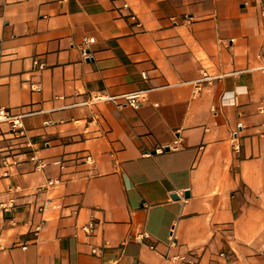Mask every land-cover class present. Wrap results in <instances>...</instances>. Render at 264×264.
I'll use <instances>...</instances> for the list:
<instances>
[{
  "label": "crops",
  "instance_id": "obj_1",
  "mask_svg": "<svg viewBox=\"0 0 264 264\" xmlns=\"http://www.w3.org/2000/svg\"><path fill=\"white\" fill-rule=\"evenodd\" d=\"M263 64L264 0H0V264H264Z\"/></svg>",
  "mask_w": 264,
  "mask_h": 264
},
{
  "label": "built area",
  "instance_id": "obj_2",
  "mask_svg": "<svg viewBox=\"0 0 264 264\" xmlns=\"http://www.w3.org/2000/svg\"><path fill=\"white\" fill-rule=\"evenodd\" d=\"M123 7L128 8L130 7L128 2H124ZM132 17H135L136 14L135 13H131ZM95 39L94 37H90L85 39V43L84 45L81 47L82 49V53L84 56H88L89 52H88V45L87 43L93 42ZM38 63V62H37ZM42 66V65H41ZM263 71H264V64L260 67ZM212 77L210 75H208V73H204L202 77H200L199 79H197L196 81H194L195 87L196 89H200L201 84L204 81H208L211 80ZM223 99L226 100V96H223ZM145 100V93L143 91H133V92H127V93H122V94H118V95H109L106 93H99L95 96H93L91 98V102L96 103V102H110L118 107H122V106H131L134 108H139L141 106V104L143 103V101ZM215 110V108H214ZM2 120H7V121H11L13 128H19L21 126V115H14L12 114L8 109L6 108H1L0 109V121ZM181 142V138L177 137L174 142L173 145H169V148H177L179 146ZM166 147H160L157 150L159 152H162L165 150ZM87 160L89 161H93V157L91 155H88ZM60 163H62V161H58ZM43 165V164H41ZM56 182H58L57 180H50L49 181V185L55 184ZM5 209H12L15 206L14 201H10L8 203L3 204ZM94 228V223H90L89 225L85 226V229L87 230V232H90L92 229ZM171 244L172 245H176V237L175 235L171 234ZM93 252H97L96 249H93ZM188 257L184 254H179L173 257V260H179V261H184L186 260ZM106 264V263H104Z\"/></svg>",
  "mask_w": 264,
  "mask_h": 264
},
{
  "label": "water",
  "instance_id": "obj_3",
  "mask_svg": "<svg viewBox=\"0 0 264 264\" xmlns=\"http://www.w3.org/2000/svg\"><path fill=\"white\" fill-rule=\"evenodd\" d=\"M166 149H169V147H166ZM185 194H187V192H185ZM173 197H176V195H172Z\"/></svg>",
  "mask_w": 264,
  "mask_h": 264
}]
</instances>
